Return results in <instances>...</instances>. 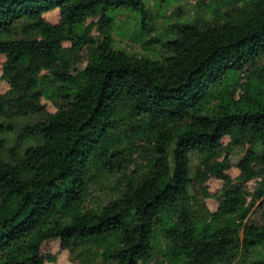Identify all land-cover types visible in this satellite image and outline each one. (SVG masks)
<instances>
[{
  "label": "trees",
  "instance_id": "trees-1",
  "mask_svg": "<svg viewBox=\"0 0 264 264\" xmlns=\"http://www.w3.org/2000/svg\"><path fill=\"white\" fill-rule=\"evenodd\" d=\"M125 9L151 15L145 0H0V131L17 135L8 151L0 138V264L54 262L51 239L79 264H264V223L250 219L264 213V0L175 23L160 58L115 46ZM112 177L117 195L87 206Z\"/></svg>",
  "mask_w": 264,
  "mask_h": 264
},
{
  "label": "rangeland",
  "instance_id": "rangeland-1",
  "mask_svg": "<svg viewBox=\"0 0 264 264\" xmlns=\"http://www.w3.org/2000/svg\"><path fill=\"white\" fill-rule=\"evenodd\" d=\"M237 0H145L146 5L149 7L151 15L146 19V23H141V16L138 13L130 10H122L115 13V25H114V44L117 48H124L129 52L139 55H149L153 57H162L166 54V50L162 42L170 37L169 29L172 25L181 21H191L195 16L206 18H212L216 15V10L222 8V5L229 3L233 4ZM224 8V7H223ZM45 17L51 22H57L60 19V12L58 9L50 11L45 14ZM97 18H90L88 23L96 22ZM91 35L98 38L102 36V33L98 30V26H94ZM161 40V41H160ZM70 45L69 43H66ZM87 49L82 50L77 56L79 65H85L86 63ZM5 60V56L0 55V93H4L9 89V85L6 80L3 79L2 65ZM47 73V72H44ZM49 91H52L50 84H44ZM58 85V84H57ZM55 87V85H54ZM43 102L46 104L49 112H55L57 106L54 100L49 97H43ZM37 117L30 116L25 117L14 122L15 125L21 126L27 121H34ZM6 121L2 120V123ZM1 123V122H0ZM2 127H0L1 129ZM17 135L15 131H9L4 133L0 131V138H4L6 145L4 150L8 151L11 148ZM228 139H225V143ZM258 151L261 150L259 145H256ZM246 149L245 147H236L231 153L230 159L233 164L230 173L232 176L239 174L237 167L239 161L242 159ZM200 156L198 153L191 154L192 162V176L195 173V169L199 164ZM222 181L217 179H211L209 181V187L212 192L219 191L222 188ZM258 185L257 180H251L246 184L247 190L253 193ZM119 189L117 177L96 182L91 187V193L87 201V206L98 208L117 195ZM251 195H249V200ZM208 207L211 210H216L219 202L214 198L206 200ZM251 220L259 224L264 223V213L260 208H254L250 216ZM43 254L56 255L57 260L54 262L47 261L45 264H79L72 258V255L68 250H62L60 247L59 239H51L44 243L42 247ZM261 249L257 248L252 258L261 257ZM233 264H240L235 262Z\"/></svg>",
  "mask_w": 264,
  "mask_h": 264
}]
</instances>
